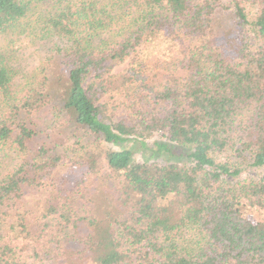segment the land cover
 Here are the masks:
<instances>
[{
  "label": "trees",
  "instance_id": "16d2710c",
  "mask_svg": "<svg viewBox=\"0 0 264 264\" xmlns=\"http://www.w3.org/2000/svg\"><path fill=\"white\" fill-rule=\"evenodd\" d=\"M49 1L0 0V34L22 23L59 39L18 89L0 54V149L17 157L0 174V264H264V178L217 160L231 150L264 166V0H229L233 25L218 32V0H83L29 17ZM164 35L185 47L165 66L181 76L156 86L136 66ZM44 110L59 136L28 157ZM154 135L161 162L100 144ZM61 166L83 172L69 181ZM44 183L46 200L26 210Z\"/></svg>",
  "mask_w": 264,
  "mask_h": 264
},
{
  "label": "rangeland",
  "instance_id": "374dc122",
  "mask_svg": "<svg viewBox=\"0 0 264 264\" xmlns=\"http://www.w3.org/2000/svg\"><path fill=\"white\" fill-rule=\"evenodd\" d=\"M83 0H51L48 3L35 4L32 14L29 16L32 19L41 17L45 14H51L56 9L67 5L75 6ZM229 0H218L216 5V23L213 30L221 31L230 28L233 24L231 9L229 8ZM245 10L250 23H252L258 13V6L251 1L245 3ZM33 24V23H30ZM33 25H23L22 23L15 26L13 30L7 33L0 34V54L3 56V62L11 67L15 74L11 81L12 88L18 89L28 82L29 77H33L38 72L40 64L46 62L53 54L54 48L58 45V40L55 37H40L38 31ZM252 25L245 28V36L250 43L255 44L258 40L255 37ZM165 36V35H164ZM154 36L147 43L138 55V63L136 68L146 69L149 76V82L158 85L163 76H169L172 79H177L181 76V72L177 69L166 70L165 66L169 61H175L182 55L185 49L183 43L166 38V36ZM187 43H185L186 45ZM118 69L113 72L116 74ZM112 81V79H111ZM110 96V95H108ZM104 102L108 104V108L112 109L115 105L113 97H105ZM4 102L0 96V112L3 110ZM57 118L51 110L40 112L35 119L37 135L29 142L28 157L33 155L35 148L43 143L50 142L53 138L58 137L59 128L55 127ZM63 136H60L62 138ZM159 135H154L149 140L145 141L144 145L139 144L133 139H127L121 144L107 143L100 141L103 150H122L128 149L132 152V157L138 161H158L164 159V155L156 152L155 142L163 141ZM234 150V149H232ZM6 154H8L6 156ZM226 158L232 161L233 165H237L241 170V176L252 178H264V166L255 167L249 157L247 159L238 158L233 151L227 150L217 155L218 161H225ZM17 157L6 149H0V174L10 170L16 163ZM105 166L102 161V171ZM83 170L77 167L61 166L54 174L56 177H66L69 181H74L75 178L82 174ZM94 182L90 184V190L93 188ZM49 186L46 183L42 187L28 188L25 192L21 204L28 211L36 210L47 198ZM29 264H33L29 262ZM38 264V263H35Z\"/></svg>",
  "mask_w": 264,
  "mask_h": 264
}]
</instances>
